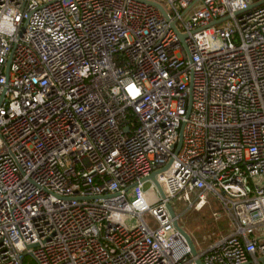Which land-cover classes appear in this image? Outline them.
<instances>
[{"label":"built area","instance_id":"built-area-1","mask_svg":"<svg viewBox=\"0 0 264 264\" xmlns=\"http://www.w3.org/2000/svg\"><path fill=\"white\" fill-rule=\"evenodd\" d=\"M252 4L0 0V264H196L167 204L209 196L229 229L201 264H264Z\"/></svg>","mask_w":264,"mask_h":264},{"label":"rangeland","instance_id":"rangeland-1","mask_svg":"<svg viewBox=\"0 0 264 264\" xmlns=\"http://www.w3.org/2000/svg\"><path fill=\"white\" fill-rule=\"evenodd\" d=\"M150 186L149 183L145 184V189H148ZM209 200L212 202L214 206H217L219 203L217 200H215L212 196H209ZM172 207L175 209L176 213L181 214L179 217V225L182 227V229L190 236L192 242L194 243L197 251L203 250L209 241L213 238H217L224 234L229 229V223L227 224V229L221 230L219 232H203V230L207 231L206 226H203V224H200L194 220L193 217L199 216L201 218H209V212L207 206L199 211H195L193 209H187L184 210L186 207V203L181 201L179 197H177L174 201L171 203ZM213 208V207H212ZM220 209V207H219ZM221 212V210H220ZM219 211L216 213H219V217L221 216V219L219 221H222L225 219V215H221ZM224 216V217H223ZM217 218V219H218ZM227 219V218H226ZM228 221V220H227ZM203 226V227H202ZM213 227V225H209ZM218 235V236H217ZM26 264H36L31 259H26Z\"/></svg>","mask_w":264,"mask_h":264},{"label":"water","instance_id":"water-1","mask_svg":"<svg viewBox=\"0 0 264 264\" xmlns=\"http://www.w3.org/2000/svg\"><path fill=\"white\" fill-rule=\"evenodd\" d=\"M264 3V0H261L259 2L253 3L252 5L249 6V8H254L257 7L259 5H262ZM159 10L163 13V10L161 7H159ZM180 137H179V141H178V146L180 145ZM149 179L153 182V184L156 186L159 194L161 197H164V193L162 191L161 185L157 182V180L155 179V175L152 174ZM167 210L171 216V218L173 219L172 224H173V228L186 240L187 245L189 247L190 250V255L193 257H196L195 259V263L196 264H201L200 259L197 257V250L195 245L193 244L190 236L182 229V227L178 224V221L176 219V214L172 208V206L170 204H167Z\"/></svg>","mask_w":264,"mask_h":264},{"label":"trees","instance_id":"trees-1","mask_svg":"<svg viewBox=\"0 0 264 264\" xmlns=\"http://www.w3.org/2000/svg\"><path fill=\"white\" fill-rule=\"evenodd\" d=\"M253 3H256V2H259V1H261V0H251ZM208 205V206H207ZM206 206H207V210H208V212H209V218L207 219V218H201V217H199V216H195V217H193L194 218V220L196 221V222H198V223H200V224H203V226H206V228H207V231L206 230H203L202 229V231L203 232H213V231H215V232H219V231H221V230H226L227 229V219H226V217H225V219L224 220H222V221H219L220 219H221V216H220V218H218V219H216L213 215L216 213V212H220V210H221V208L219 209V207H220V205L218 204L217 206H214L213 204H212V202L209 200V198H208V204H207ZM205 206V207H206ZM213 207V208H212ZM221 215H224L223 213H222V210H221ZM224 217V216H223ZM179 224V223H178ZM213 225V227H211V226H209V225ZM202 226V227H203ZM228 231V230H227ZM227 231L226 232H224V234L225 233H227ZM218 236V235H217ZM220 237V236H219ZM219 237H217V238H212L210 241H209V243L207 244V246H209L211 243H213L215 240H217ZM207 246L205 247V248H207Z\"/></svg>","mask_w":264,"mask_h":264}]
</instances>
